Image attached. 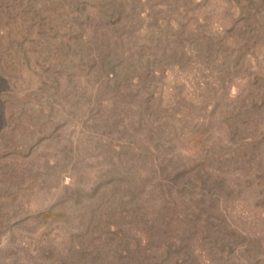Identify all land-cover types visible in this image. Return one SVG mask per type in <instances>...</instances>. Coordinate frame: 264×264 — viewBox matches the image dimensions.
<instances>
[{
    "label": "rangeland",
    "instance_id": "374dc122",
    "mask_svg": "<svg viewBox=\"0 0 264 264\" xmlns=\"http://www.w3.org/2000/svg\"><path fill=\"white\" fill-rule=\"evenodd\" d=\"M0 264H264V0H0Z\"/></svg>",
    "mask_w": 264,
    "mask_h": 264
}]
</instances>
